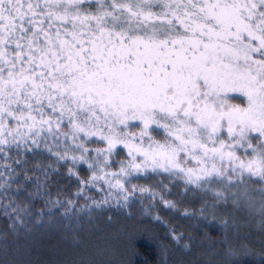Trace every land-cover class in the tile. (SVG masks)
<instances>
[{"label":"snow or ice","instance_id":"6c2138e0","mask_svg":"<svg viewBox=\"0 0 264 264\" xmlns=\"http://www.w3.org/2000/svg\"><path fill=\"white\" fill-rule=\"evenodd\" d=\"M41 144L56 165L35 166L43 185L27 172ZM0 160V217L14 233L31 231L37 199L45 208L36 224L127 206L138 187L152 207L159 197L179 212L164 193L132 184L163 173L185 191H212V208L257 212L264 257V0H0ZM69 161L74 195H103L49 206V169L60 174ZM183 215L210 223L204 208ZM220 229L215 264L251 254L247 235L230 236L226 222ZM168 235L183 239L175 227Z\"/></svg>","mask_w":264,"mask_h":264},{"label":"trees","instance_id":"16d2710c","mask_svg":"<svg viewBox=\"0 0 264 264\" xmlns=\"http://www.w3.org/2000/svg\"><path fill=\"white\" fill-rule=\"evenodd\" d=\"M52 143V138H49ZM53 148V152L58 151ZM38 155L31 161L27 170L28 175H40L43 185V173L36 169L37 164L51 166L55 157L48 153L41 144ZM12 161H9L11 163ZM3 161L0 160V164ZM71 162L59 167V173L55 174L49 169V179L52 185L51 201L55 199H74L77 206L91 204V200H85L84 196H92L100 199L103 193L95 188H88L84 196L76 197L74 193L79 184L75 177L69 178L68 168ZM19 170L20 165H17ZM86 165L81 164L76 168L81 176L90 173L84 171ZM6 171L0 167V172ZM159 176L152 179H133L132 184L145 186L159 191L157 181ZM2 182V178H0ZM164 184H174V181H163ZM257 182H255V185ZM173 191L163 192L165 199L171 200L180 209L168 207L156 199V206H151L152 196L150 193L141 194L139 187L130 197L127 206H118L115 201L111 205L102 206L98 209L94 205L91 208V216L81 212L79 221L67 217H57L48 220L45 216L39 224H36L40 209L45 208L44 203L37 199L33 208V216L28 219L27 228H21L20 232L14 233L6 227L5 220L0 217V264H215L220 258L213 252L220 247L219 242L223 239L220 225L226 222L229 235L236 233L241 238L247 235V240H242L251 249V254L245 256L238 264H264V257L256 255L261 250V233L250 220L251 216L241 211L234 213V209L226 205L212 208L214 196L205 193L204 190L185 185H175ZM162 187V186H161ZM16 185H12L10 191H14ZM57 189L60 194L57 195ZM34 189H30L32 191ZM131 191V187L129 186ZM162 190V189H161ZM4 190L0 188V192ZM41 191H44L42 186ZM119 195V194H117ZM2 202V200H0ZM121 201V205H123ZM207 205V207H205ZM149 212L145 213V207ZM204 208V214L209 222L201 221L197 224L196 218H184V209L189 212L199 213ZM52 211L63 212L62 208H53ZM160 219L157 220L156 217ZM214 217V219H213ZM175 227L177 233L183 234V239L175 242L168 235L169 228ZM7 232V236L2 234ZM185 244L190 245L185 248Z\"/></svg>","mask_w":264,"mask_h":264},{"label":"rangeland","instance_id":"374dc122","mask_svg":"<svg viewBox=\"0 0 264 264\" xmlns=\"http://www.w3.org/2000/svg\"><path fill=\"white\" fill-rule=\"evenodd\" d=\"M234 102H239V101H234ZM159 180H163V181H166V180H169V178L167 177V174H161L159 176ZM255 182H257V184L255 185ZM174 184L175 185H180L181 187H183L184 185V182L182 180H179V179H176L174 181ZM174 184H167L168 185V189L169 191H173L176 186H174ZM250 184L253 186V187H259L260 186V182L256 179H253L252 181H250ZM188 186H191L192 188H194V186L192 185H188ZM159 188V191L160 192H165L164 189L161 187V185L157 186ZM213 188H216V189H221L223 187V185L219 184V183H213L212 185ZM151 188V186H150ZM162 189V190H161ZM167 191V192H169ZM205 193H208L212 196H214L213 192L212 191H209L208 189H204ZM166 193V192H165ZM213 200H215L214 198H212ZM221 207L224 206V204H219ZM227 207H230V208H233L234 209V213H236L237 211H241V212H245V211H242L241 209H237L235 208L231 202H229L227 205ZM247 213L246 214H249L251 216L250 220L253 221V225L256 229H259V221H260V216L257 212H253V213H249L248 211H246ZM245 214V213H244Z\"/></svg>","mask_w":264,"mask_h":264},{"label":"clouds","instance_id":"9594fccd","mask_svg":"<svg viewBox=\"0 0 264 264\" xmlns=\"http://www.w3.org/2000/svg\"><path fill=\"white\" fill-rule=\"evenodd\" d=\"M189 247H190V245H188V244L185 246L186 249L189 248Z\"/></svg>","mask_w":264,"mask_h":264}]
</instances>
